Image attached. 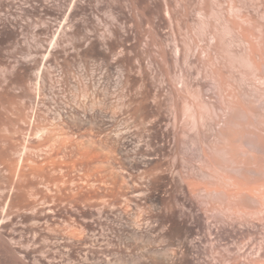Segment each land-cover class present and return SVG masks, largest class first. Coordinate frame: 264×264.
<instances>
[{
	"label": "rangeland",
	"instance_id": "1",
	"mask_svg": "<svg viewBox=\"0 0 264 264\" xmlns=\"http://www.w3.org/2000/svg\"><path fill=\"white\" fill-rule=\"evenodd\" d=\"M252 40L264 0H0V264H264V222L182 200L159 222L148 174L145 205L137 192L140 74L210 90Z\"/></svg>",
	"mask_w": 264,
	"mask_h": 264
},
{
	"label": "bare ground",
	"instance_id": "2",
	"mask_svg": "<svg viewBox=\"0 0 264 264\" xmlns=\"http://www.w3.org/2000/svg\"><path fill=\"white\" fill-rule=\"evenodd\" d=\"M245 48L248 53L239 62L213 65L205 77L211 82L210 90L200 84L201 73L175 78L168 69L169 73L151 78L153 83L159 79L160 85L154 88L140 74L137 192L143 205L149 190H145L148 180L143 181L148 174L146 186L152 190L148 200L156 221H162L166 210L175 217L174 203L182 200L193 216L202 215L207 221L264 222V42L247 41ZM190 76L198 85H190ZM162 109L169 110L166 119ZM199 109H205V114ZM146 146H151L150 158ZM162 191L169 196L163 198ZM157 227L152 228L158 232ZM164 259L170 260L166 255Z\"/></svg>",
	"mask_w": 264,
	"mask_h": 264
}]
</instances>
